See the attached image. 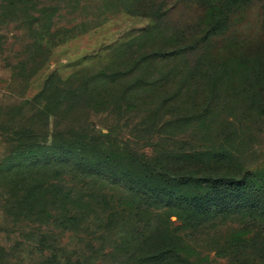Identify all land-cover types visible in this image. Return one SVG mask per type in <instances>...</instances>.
Here are the masks:
<instances>
[{
  "label": "rangeland",
  "instance_id": "obj_1",
  "mask_svg": "<svg viewBox=\"0 0 264 264\" xmlns=\"http://www.w3.org/2000/svg\"><path fill=\"white\" fill-rule=\"evenodd\" d=\"M38 1L26 6L23 0H0V264H154L155 260H148L154 252L146 254L144 244L159 245L169 235L154 231L161 218L148 212L134 216L130 206L138 203V197L117 180L98 176L92 169L76 175L66 163L59 176L48 173V184L61 179L67 189L74 190L72 206L79 200L85 202L81 215L88 228L78 233L60 231L54 221L64 210H54L51 196L37 201L39 212L17 215L10 210L22 186L4 177L26 167L34 156L43 161L50 152L42 149L29 158L14 156L11 133L23 129V138L34 134L38 138L30 141L40 145L46 141L50 146L52 138L57 147L73 145L82 163L89 159L82 155L85 148L78 145L80 140L91 148L100 145L107 154L117 150L135 160L160 155L177 160L184 152L207 150L223 142L232 156L225 169L234 173L264 170V116L234 109L237 104L231 100L237 99L233 97L227 102L230 109L217 115L211 138L202 135L197 130L202 111L197 104L207 93H188L176 63L153 66L147 73L152 89L165 84L159 98L149 92L131 101L118 94L121 88L114 87L116 84L111 92L76 93L85 78L119 72L135 55L170 51L172 36L203 37L219 13L217 9L227 13L236 7L227 0H138L140 9L131 7L135 0H70L72 8L53 9L57 0H45L48 9H37L33 4ZM262 5L261 0H243L241 8L228 17V31L211 44L231 37L229 44L234 46L256 45L263 35ZM42 10L51 17L60 14L53 20L56 25L49 39L41 37L45 22H37ZM76 27L85 32L59 39L62 34L58 32ZM40 41L50 46L45 52L39 49ZM167 72L172 78L162 80ZM133 75H140L139 71ZM253 87L247 81L239 89L245 100L253 95ZM46 88L47 93H42ZM56 91L66 93V100L53 96ZM40 95L43 98L38 99ZM45 113L51 118L45 120ZM179 168L176 163L175 169ZM222 221L187 236L174 215L162 221L166 227L172 222L170 232L187 245L181 242L173 248V264H179L180 258L194 264H264V254H258L256 248L245 249L241 243L244 238L257 239L261 229L253 227L247 233V220L240 215ZM236 250L244 252L238 259L233 257Z\"/></svg>",
  "mask_w": 264,
  "mask_h": 264
},
{
  "label": "trees",
  "instance_id": "obj_2",
  "mask_svg": "<svg viewBox=\"0 0 264 264\" xmlns=\"http://www.w3.org/2000/svg\"><path fill=\"white\" fill-rule=\"evenodd\" d=\"M32 1L23 0L26 6L33 3ZM46 2L39 0L37 4L33 5L37 9H48ZM227 2L229 5L235 6L236 9L227 13L226 9H217L219 13H216L212 25L203 37L197 35L192 37L193 35L187 34L177 38L172 36L174 47L170 51L135 55L131 62L127 61L125 66L120 68L119 72L104 76L95 74L85 78L76 93L82 95L83 92L90 91V94L93 95L99 92H111L116 84L114 87L121 88L118 94L131 101L142 99L149 92L152 96L159 98L158 95L161 94L162 86L165 84L152 89V84L147 79V73L154 69L153 66H160L162 63L166 65L171 62L181 66L183 73L181 85L188 89V93H207L202 98L203 101L199 100V104H197V108L202 110L199 113L197 130L202 135L211 138L210 134L214 133L215 125H217V115L230 109L227 102L233 97L237 99L231 100L237 104L234 109L242 112L248 109L249 112L264 116V24L262 38L256 45L248 43L249 45L244 47L234 46L229 44L231 37H228L229 40L227 38L223 42L211 44L213 39H217L220 34L228 31V17L241 8L243 0H227ZM261 2L263 3L264 0ZM10 4L12 5V2ZM141 6L138 0L131 4L134 9H140ZM70 8H72L70 0H57L53 7V9ZM262 8L264 9V5ZM38 16L40 17L37 22H45V26L41 25L40 27L41 37L46 36L49 39L52 37L50 36L51 31L56 25L53 20L59 19L60 14L58 12L51 17L50 13L46 14L45 10H42ZM84 32V29L78 30L76 27L62 33L58 32V34H62L59 39L64 41ZM55 36L57 37V35ZM40 45L39 49L42 52L50 47L48 43L42 45V41H40ZM135 71H139L140 75H133ZM170 78H172L171 72L162 76V80ZM247 81L254 86L253 95L249 97V100H245L241 96L242 89L239 91ZM47 91L46 88L42 93L45 94ZM66 95L63 91H56L53 94L61 100H66ZM39 98L43 97L40 95ZM193 105L196 106V103L194 102ZM158 106L160 105L158 104ZM161 107L166 108L163 103H161ZM43 112H45L44 109ZM50 118L51 115L45 113V120ZM222 122L224 121L222 120ZM25 133L26 131L23 129L11 133L13 138H10V142L15 144L14 156L29 158L31 154H36L38 150L42 149L50 152L43 161L34 156V161H31L26 167L15 170L4 177L13 185L22 186L17 190L14 204L12 203V207H9L10 210L17 211V215H19L18 212H39L37 211V201H45L47 196H51L54 206H56L54 210H64V214L59 215V218L54 221L60 231L78 233L88 228L86 219H83V215H81V209L86 207L85 202L79 200L77 204L80 206L71 205L74 190L67 189L66 181H60V179L57 184H48L50 182L48 173L59 176L61 168L67 163L76 175L78 172L85 173L87 169H92L98 176H107V178L117 180V183L127 192L139 199L133 208L130 206L134 216L148 212L157 215L159 219L161 218V223L154 227V231L165 232L169 235L164 237L159 245H149L146 242L144 244L146 245V251H144L146 254L154 252L149 255L150 259H148L155 260L154 264H173L174 260L171 257L173 248L180 246L181 242L186 245L183 243L184 241L170 232L172 222L167 227L165 223H162V221H168L170 215H174L181 223L180 229H185L187 232L184 233L185 236L195 235L204 229L215 227L219 221L240 215L241 218L247 220V233L253 227L261 229L257 239L248 237L242 239L241 243L245 249L256 248L258 254H264V170L234 173L225 169L224 166L231 161L232 156L223 147V142L219 145L215 143L207 150L193 153L184 152L178 156L177 160L172 157L166 158L164 155L152 158L142 157L135 160L128 159L124 152L117 150L107 154L100 145L97 144L91 148L80 140L78 145L85 148L82 155L89 159L82 163V157L76 155L75 146L57 147L53 138L50 146L46 145V141H42V145L36 144L35 141L31 142L30 140L38 137L31 134L29 137L23 138ZM70 160H75L76 164ZM81 163L87 168L84 166L81 169ZM176 163L180 166L179 169H175ZM125 165H129L130 168L124 169ZM127 184H131V186H127ZM50 189L52 191L48 192ZM243 253L236 250L233 257L238 259ZM256 256L258 255L256 254ZM179 261V264H194L188 259L180 258Z\"/></svg>",
  "mask_w": 264,
  "mask_h": 264
}]
</instances>
